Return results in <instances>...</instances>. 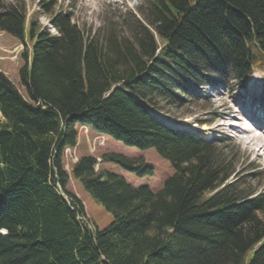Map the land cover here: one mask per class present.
I'll return each mask as SVG.
<instances>
[{"label":"trees","instance_id":"16d2710c","mask_svg":"<svg viewBox=\"0 0 264 264\" xmlns=\"http://www.w3.org/2000/svg\"><path fill=\"white\" fill-rule=\"evenodd\" d=\"M40 6L56 33L26 0H0V30L24 45L18 81L0 69V264H264V193L230 179L218 141L167 124L197 87L234 92L264 70V0H144L97 33L59 0ZM80 125L156 148L173 175L134 186L92 155L68 172ZM101 157L152 173L144 158ZM70 176L113 214L108 226L85 228Z\"/></svg>","mask_w":264,"mask_h":264},{"label":"rangeland","instance_id":"374dc122","mask_svg":"<svg viewBox=\"0 0 264 264\" xmlns=\"http://www.w3.org/2000/svg\"><path fill=\"white\" fill-rule=\"evenodd\" d=\"M40 1L26 0L30 10L38 11L42 26H47L51 32L56 33L50 16L42 13ZM143 3L144 0H99L96 4L88 5L84 0H59V6L74 13L75 21L92 33L103 32L109 28L107 21L120 23L122 16L128 17L131 11L139 10ZM136 16L146 17L143 12ZM114 28L118 34L129 35L127 26L115 25ZM23 49L24 45L14 36L0 30V69L14 82L18 81V71L23 64ZM255 75V83H249L246 91L238 89L233 92L222 85L197 88L195 92L198 97H185L186 102L179 108L175 107V110L180 117V124L195 129L201 127L203 131L196 129L200 135L205 137L206 133H209V139L225 146L224 152L235 164V171L230 179L240 180L243 186L254 189L256 193H264V131L254 125L255 121L264 119V71H257ZM105 152L119 153L134 159L144 158L140 171L150 167L152 173L140 174L119 164L103 161L101 156ZM76 153L78 157L91 154L96 157V170L107 169L122 175L134 186L148 185L155 191L174 173L171 162L160 155L156 148L141 149L126 145L110 136L95 137L87 142L85 135L79 134ZM66 156L76 159L69 148L66 149ZM252 168L254 170H251ZM67 189L83 202L86 213L83 225L86 229H89V226L102 229L112 222L113 214L93 198L79 179L70 176Z\"/></svg>","mask_w":264,"mask_h":264},{"label":"bare ground","instance_id":"6f19581e","mask_svg":"<svg viewBox=\"0 0 264 264\" xmlns=\"http://www.w3.org/2000/svg\"><path fill=\"white\" fill-rule=\"evenodd\" d=\"M88 5H93L94 3L96 4L97 2H99V0H84ZM86 6V5H85ZM254 81H256V77H255V75H253V77H252V80H251V82H254ZM152 113L153 114H155L156 112L155 111H152ZM181 121V120H180ZM180 122L179 121H171V119H167V124L169 125V126H173V127H180V125L181 124H179ZM183 124V123H182ZM259 125V124H258ZM234 126V125H233ZM254 127V126H253ZM196 129H199L200 131L202 130L203 131V128H201V127H199V128H196ZM87 130L89 131V133H91V134H94L95 135V137H99V135L100 136H108V135H104V134H100V133H98V132H96V131H94L92 128H90V127H88L87 126ZM197 131V130H196ZM202 136V135H201ZM205 138V140H209V138H210V135H209V133H206V136L204 137ZM96 158V157H95Z\"/></svg>","mask_w":264,"mask_h":264}]
</instances>
